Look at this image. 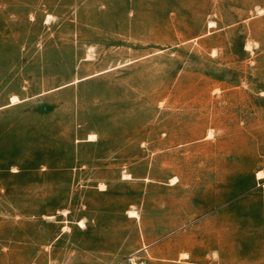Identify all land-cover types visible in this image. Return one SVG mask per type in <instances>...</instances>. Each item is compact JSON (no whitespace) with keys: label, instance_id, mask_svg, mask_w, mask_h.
Listing matches in <instances>:
<instances>
[{"label":"rangeland","instance_id":"obj_1","mask_svg":"<svg viewBox=\"0 0 264 264\" xmlns=\"http://www.w3.org/2000/svg\"><path fill=\"white\" fill-rule=\"evenodd\" d=\"M259 171L264 0H0V264H264Z\"/></svg>","mask_w":264,"mask_h":264},{"label":"bare ground","instance_id":"obj_2","mask_svg":"<svg viewBox=\"0 0 264 264\" xmlns=\"http://www.w3.org/2000/svg\"><path fill=\"white\" fill-rule=\"evenodd\" d=\"M210 23H213V22L211 21ZM15 100H18V99H17L16 96H13V97L11 98V101H15ZM209 133H210V132H209ZM92 139H93V135H90V136L88 137V140H92ZM126 177H127V176H126ZM256 177H257L258 179H260V178L264 177V174L261 173V172L259 171V172H257ZM63 211H64V210H63ZM128 215H129V216H132V215H133V211H132V210H131V211H128Z\"/></svg>","mask_w":264,"mask_h":264},{"label":"crops","instance_id":"obj_3","mask_svg":"<svg viewBox=\"0 0 264 264\" xmlns=\"http://www.w3.org/2000/svg\"><path fill=\"white\" fill-rule=\"evenodd\" d=\"M183 255H185L186 256V253H183ZM187 258V257H186Z\"/></svg>","mask_w":264,"mask_h":264}]
</instances>
